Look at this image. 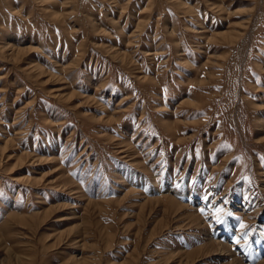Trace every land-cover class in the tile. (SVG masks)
Listing matches in <instances>:
<instances>
[{
	"label": "rangeland",
	"instance_id": "1",
	"mask_svg": "<svg viewBox=\"0 0 264 264\" xmlns=\"http://www.w3.org/2000/svg\"><path fill=\"white\" fill-rule=\"evenodd\" d=\"M0 264H264V0H0Z\"/></svg>",
	"mask_w": 264,
	"mask_h": 264
},
{
	"label": "bare ground",
	"instance_id": "2",
	"mask_svg": "<svg viewBox=\"0 0 264 264\" xmlns=\"http://www.w3.org/2000/svg\"><path fill=\"white\" fill-rule=\"evenodd\" d=\"M225 249V248H224Z\"/></svg>",
	"mask_w": 264,
	"mask_h": 264
}]
</instances>
